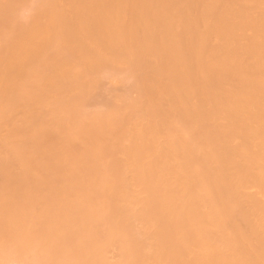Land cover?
<instances>
[{"label": "bare ground", "instance_id": "6f19581e", "mask_svg": "<svg viewBox=\"0 0 264 264\" xmlns=\"http://www.w3.org/2000/svg\"><path fill=\"white\" fill-rule=\"evenodd\" d=\"M0 264H264V0H0Z\"/></svg>", "mask_w": 264, "mask_h": 264}, {"label": "rangeland", "instance_id": "374dc122", "mask_svg": "<svg viewBox=\"0 0 264 264\" xmlns=\"http://www.w3.org/2000/svg\"><path fill=\"white\" fill-rule=\"evenodd\" d=\"M32 5V4H31ZM102 69V68H101ZM100 68H99V70H95L94 72H95V74H98L99 76L98 77H101V79H100V81H99V78L98 79H96L97 77H95L94 78V76H97V75H93V78L94 79H96V80H98L99 82H98V88L100 89H98L99 90V92L97 91V93H96V97L94 96V99H90V101L88 102V103H86L85 104V107L84 108H86L87 107V109L89 110V109H91L92 111H94V110H96L97 108L99 109V108H103V107H101V106H97V105H107V102L109 103V101L112 99L111 97H114L113 99H115L116 97H117V95L119 96L120 94H122L123 93V91L124 90H122V89H124L125 87H123V85H122V81H123V83H125V82H127L126 81V79L124 78L125 76H124V74L122 75L120 72L121 71H118V69L117 68H114V70L112 71V69H110V71L106 68V70L104 69V70H101ZM108 70V71H107ZM98 71H102L101 73L99 72L98 73ZM111 72H112V74H111ZM114 72H116V73H114ZM123 73V72H122ZM105 74V75H104ZM110 74H111V76H110ZM101 75V76H100ZM117 75V76H116ZM119 75V76H118ZM104 76V77H103ZM109 76H110V78H109ZM120 76H124L123 78H121ZM106 77H108L109 78V80L107 81L106 79ZM119 77V78H118ZM112 78V79H111ZM117 78V79H116ZM115 79H116V81H115ZM118 79H120V80H118ZM122 79V80H121ZM103 80V81H102ZM110 80H111V82H110ZM107 81V82H106ZM119 83H118V82ZM114 82V83H113ZM101 83V84H100ZM107 83V84H106ZM117 83H118V85H117ZM121 83V84H120ZM127 83H129V82H127ZM99 84H100V87H99ZM110 84V85H109ZM109 85V86H108ZM111 85H113V86H111ZM115 85V86H114ZM101 86H102V88H101ZM109 87V88H105V87ZM119 86V87H118ZM120 86H122V87H120ZM111 87H113V88H111ZM111 88V89H110ZM116 89L117 88V90L115 91L116 92V97H115V93H114V90L113 89ZM105 89H107V90H105ZM104 90V91H103ZM111 90V91H110ZM122 90V91H121ZM118 91V92H117ZM107 92V93H106ZM122 92V93H121ZM100 93V94H99ZM112 95H110V94ZM119 93V94H118ZM103 94V95H102ZM110 96H108V95ZM107 95V96H106ZM98 96H99V98H98ZM104 96L106 97L105 98V100H103L102 101V97H103V99H104ZM96 100H98V101H96ZM100 100V101H99ZM106 100H108V101H106ZM102 101V102H101ZM98 102V103H97ZM106 102V103H105ZM92 103V104H91ZM91 104V105H90ZM95 106H97V107H95ZM89 107V108H88ZM96 108V109H94V108ZM86 109V110H87ZM94 109V110H93ZM85 110V109H84ZM85 110V111H86ZM90 110V111H91Z\"/></svg>", "mask_w": 264, "mask_h": 264}]
</instances>
